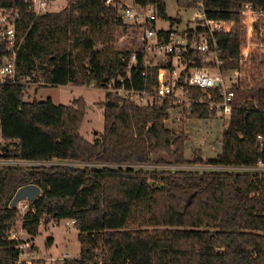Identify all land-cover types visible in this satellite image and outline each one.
I'll list each match as a JSON object with an SVG mask.
<instances>
[{"label":"trees","instance_id":"16d2710c","mask_svg":"<svg viewBox=\"0 0 264 264\" xmlns=\"http://www.w3.org/2000/svg\"><path fill=\"white\" fill-rule=\"evenodd\" d=\"M151 3L155 0H137ZM161 12L173 22L163 0ZM208 16L232 19L230 32H218L221 68H239L246 76L239 89L254 87L251 97L236 104L222 132L215 157L195 148L185 155L186 132L166 124L171 99L141 104L106 91L104 130L94 140L80 131L87 102L71 104L51 96L27 100L23 83L0 85V157L35 160L60 158L85 163L209 162L250 165L264 155V53L242 59L246 3L264 10V0H205ZM17 10V30L25 36L18 73L35 75L54 86L113 81L127 88L153 90L152 67L126 75L123 56L135 49L117 46L128 25L116 5L106 0H67L60 10L35 15L26 0H0ZM260 24H256V32ZM194 64H202L195 57ZM196 95L197 87H191ZM190 117L210 118L215 111L193 103ZM37 184L40 195L21 216L10 205L16 191ZM51 218L75 219L79 253L63 264H264V176L247 172L159 170L134 167L40 164L0 166V264H15L18 241L7 231L19 220L31 238ZM49 244L52 237L48 238Z\"/></svg>","mask_w":264,"mask_h":264},{"label":"built area","instance_id":"2783aa9c","mask_svg":"<svg viewBox=\"0 0 264 264\" xmlns=\"http://www.w3.org/2000/svg\"><path fill=\"white\" fill-rule=\"evenodd\" d=\"M35 15L51 10L53 0H26ZM116 5L123 21L128 25L127 35L135 49L122 59L127 61V73L119 77L124 81L131 77L133 70L142 69L146 75L154 67L157 69V83L153 90L127 88L118 86L113 81L105 86L106 91L112 92L115 98L129 97L139 103H154V98H170L171 107L182 105V109H190L193 103L206 104L210 109L222 115H229L236 104L237 87L246 72L239 68L222 69V48L219 46L216 33L230 32L235 26L232 19H219L208 16L205 0H176L182 7L191 9L192 15L185 26L180 28L181 21L171 22L161 12L157 0L151 3H139L137 0H106ZM165 6V0H163ZM167 10V8H166ZM244 25L246 27L245 43L241 56L250 60L254 51L264 53V10L246 3L242 9ZM169 20V27H158V20ZM180 20V19H179ZM18 13L12 6L0 5V85L23 83V91L32 85L35 88L45 85L42 78L35 75H20L18 73V57L25 43V36L19 35L17 30ZM260 24L256 32V24ZM198 57L202 64H194ZM127 59V60H126ZM191 87L200 89L198 94L191 91ZM141 103V104H143ZM183 110V111H184ZM169 117V116H168ZM168 119V118H167ZM261 149H264V137L258 135ZM64 164L75 166H110L134 167L159 170H190L200 172L229 171L247 172L264 176V155L254 164L229 165L223 163L190 162L173 163L151 161L146 163H85L81 161L54 158L51 160H35L22 158L0 157V166H30V165ZM30 207L29 200L21 199L17 208L24 215ZM53 225L60 220L52 218ZM75 225V219H66L65 226ZM23 226L14 224L7 231V238L18 241L19 253L15 264H63L71 253L42 256L35 247L34 239H25Z\"/></svg>","mask_w":264,"mask_h":264},{"label":"rangeland","instance_id":"374dc122","mask_svg":"<svg viewBox=\"0 0 264 264\" xmlns=\"http://www.w3.org/2000/svg\"><path fill=\"white\" fill-rule=\"evenodd\" d=\"M66 2L67 0H53L51 3V9L60 10L65 6ZM165 3L168 15L172 18H181L182 22L180 28L185 26L193 11L188 7L179 6L176 0H165ZM157 25L158 27H169L170 21L161 19L158 20ZM127 38L128 35L126 31L122 32V35L117 42V46L122 47L125 45L128 42ZM252 87H254V83H251L249 88L237 90L235 100L243 101L246 98H250V89ZM25 93L24 98L27 100L33 98L42 99L50 95L56 103L61 102L66 104H71L75 98L82 95L87 102V106L85 119L80 128L81 133L90 140H94L102 134L104 130V109L102 102L105 99L106 90L105 88L95 85L94 82L83 85H75L71 83L56 86L45 85L35 89L31 85ZM154 100L158 101L159 98L155 97ZM182 108L183 106L179 104L172 106L166 124L173 127L178 132L184 131L187 133L188 140L186 141L185 155L187 157H192L194 149L200 148L204 158L217 156L221 151L222 132L225 125L228 123L229 115L215 113V116L210 118L190 117L188 116V111H185ZM0 139H2L1 126ZM47 221L48 222H45L41 226V232L36 237L41 254L46 255L53 251L58 254L69 252L72 257L77 256L80 249L78 229L74 225L70 227L65 226L66 219H61L60 223L56 225L51 223V217ZM50 234H52V236H49ZM25 237L28 236L25 235ZM49 237H52V242L55 240L51 246L48 242Z\"/></svg>","mask_w":264,"mask_h":264},{"label":"water","instance_id":"95a60500","mask_svg":"<svg viewBox=\"0 0 264 264\" xmlns=\"http://www.w3.org/2000/svg\"><path fill=\"white\" fill-rule=\"evenodd\" d=\"M125 65H127V61H125ZM40 193H41V188L39 185L37 184L24 185L16 191L15 195L13 196L10 202V205L16 207L18 201L21 199L34 201L40 195Z\"/></svg>","mask_w":264,"mask_h":264},{"label":"crops","instance_id":"0c3cea01","mask_svg":"<svg viewBox=\"0 0 264 264\" xmlns=\"http://www.w3.org/2000/svg\"><path fill=\"white\" fill-rule=\"evenodd\" d=\"M180 19V20H179ZM182 19L181 18H178V17H175L174 18V20H173V22H178V21H181ZM182 22V21H181ZM50 96V95H49ZM52 97V96H51ZM53 99V98H52ZM16 226H18V227H20V226H22V221L21 220H19L17 223H16ZM45 229H46V227H45ZM24 231L26 232L25 234H24V238L25 239H34V241H35V247H36V249H37V251H38V253L40 254V255H42V256H45L44 254H41V250H40V248H39V246H38V244H37V241H36V237L35 238H31L30 237V235H29V233L27 232V230L24 228ZM25 235H27L28 237H25ZM49 236H52V234H50ZM54 241L55 240H53V242L51 243V244H49L50 246L51 245H53V243H54ZM50 253H54L53 251H51V252H49V253H47V254H50ZM46 254V255H47ZM54 254H58L57 252L56 253H54ZM61 254V253H60Z\"/></svg>","mask_w":264,"mask_h":264}]
</instances>
